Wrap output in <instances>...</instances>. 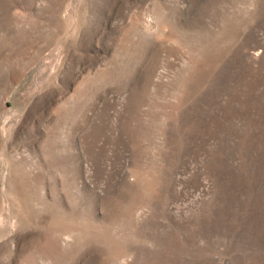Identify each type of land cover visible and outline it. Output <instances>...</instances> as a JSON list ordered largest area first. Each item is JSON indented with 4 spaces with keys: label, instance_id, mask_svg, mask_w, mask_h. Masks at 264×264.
Segmentation results:
<instances>
[{
    "label": "rangeland",
    "instance_id": "obj_1",
    "mask_svg": "<svg viewBox=\"0 0 264 264\" xmlns=\"http://www.w3.org/2000/svg\"><path fill=\"white\" fill-rule=\"evenodd\" d=\"M0 264H264V0H0Z\"/></svg>",
    "mask_w": 264,
    "mask_h": 264
}]
</instances>
